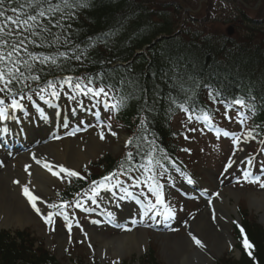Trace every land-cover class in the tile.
<instances>
[{
    "label": "trees",
    "instance_id": "obj_1",
    "mask_svg": "<svg viewBox=\"0 0 264 264\" xmlns=\"http://www.w3.org/2000/svg\"><path fill=\"white\" fill-rule=\"evenodd\" d=\"M136 0H87V7L78 8L75 18L64 20L71 24L70 44L66 49L63 43L59 51H66L79 45L87 48L83 66L74 58L61 59L58 63L63 70L48 65L44 69L49 74L44 80L60 75H85L103 73L104 84L113 87V95L126 97V104L117 110V117L123 127L134 133L133 143H143L142 138L156 140L157 146L173 157V139L175 133L171 128L172 117L180 110L173 107L169 111L168 95L171 93L179 103L189 100V107L212 109L214 103L209 98V90L221 94L217 99L231 101L243 98L254 106L255 132L264 131V41L258 40L254 32L260 33L257 22L248 21L251 37L229 39L205 34L203 31H180L175 38L162 41L150 48L146 54L137 56L129 65L115 66L116 62L129 61L135 50L149 44L160 34H171L174 22L147 9ZM75 2V0H73ZM15 6V5H13ZM65 11H69L65 9ZM11 15V13H8ZM59 13L57 18H59ZM157 20V21H156ZM161 20V23H160ZM177 21V19H176ZM172 23V24H171ZM58 32L59 29H52ZM68 33L61 32V36ZM107 34V35H103ZM186 35L183 38L181 35ZM97 37H101L97 40ZM91 38V41L89 40ZM94 44L88 47L89 44ZM38 53H55L53 48L32 49ZM42 66L36 65L37 70ZM75 68V71L70 69ZM84 75V76H85ZM43 83V81L41 82ZM174 83L176 87H170ZM182 83L188 92H182L178 84ZM147 100L148 109H144ZM142 117H147L146 133L139 127ZM104 174L114 171L118 164L110 158L104 159ZM80 185L76 181L68 188L67 194L76 191ZM67 194H64L66 198ZM249 242L254 246L251 256L241 246V256L236 261L222 260L218 264H264V232L247 230ZM17 244L7 233H0V264H58L46 253L37 254L32 245L18 233ZM237 238L241 234L237 232ZM26 243H30L26 246Z\"/></svg>",
    "mask_w": 264,
    "mask_h": 264
},
{
    "label": "rangeland",
    "instance_id": "obj_2",
    "mask_svg": "<svg viewBox=\"0 0 264 264\" xmlns=\"http://www.w3.org/2000/svg\"><path fill=\"white\" fill-rule=\"evenodd\" d=\"M229 1L230 4L220 0H146L147 7L156 11L168 8L169 17L177 19L176 30L181 29L188 32L200 30L214 36H225L226 30L232 26L233 31L231 38L241 39L244 37H251L252 32L249 30L250 25L245 22L246 18H249L251 20L261 22L258 26L261 32L259 34L254 32V36H256L258 40L264 41V0H250L247 2L242 1V5L240 0ZM235 10L238 12L240 11L244 16L238 15L237 18H235ZM184 36L186 37V35ZM60 99V103L63 104V114H70L72 108L77 104L68 99L66 96H63ZM79 99H81L82 103H87L86 97H80ZM33 102L38 104L41 101L33 95ZM25 103H27V101H25ZM213 108L215 109V114L213 116L212 123L215 127H220L224 131L233 133L241 132V126L236 122V111L228 110L226 116L225 109L221 107V105H214ZM27 109L33 111L35 108L31 103ZM103 111H105L104 114L108 124L113 128H117L119 124L111 117L112 110H105L104 108ZM247 116L250 117L249 114ZM228 117H231L232 119L229 120ZM83 118H85V116L76 119L75 123H79L80 127H83ZM249 123L250 119L246 121V129H250ZM60 124V131L58 132L59 137H53L52 139L47 140V143L52 146L57 145L64 151L66 150V142L73 141L74 139L79 142V144L74 142V145L79 148V151L81 155L84 156L85 160L88 157V147H91L92 145L97 147V149H95L96 151L99 148H103V146L118 147L119 150L115 154L110 155L112 157L121 156L123 153L124 147L121 146L122 141L120 140V137L124 135L128 136V134L123 130L121 132L112 130L117 133V135L113 136L109 134L105 127L94 124L90 125L85 132L68 135L71 131L70 124ZM85 124L86 126L89 125V123ZM171 125L173 130L178 132L176 138L175 158L178 162L182 163L185 169L190 173L191 177L198 180L200 183L208 184L212 189L215 188V182L217 181L220 187L224 189V195L231 192L238 193L240 199L237 201L230 199V204L235 205L239 217L242 220H245L250 227L256 226L264 232V224L259 222L261 210L256 211L254 208L249 206V200L252 196L254 198H259L264 188H260L258 183L246 181L241 175H239L233 183H224L227 176H222V174L225 172V165L228 162V158L231 157V154H240L241 151L234 149L232 144L233 139L225 140L223 136L220 137L216 134H212L211 130L207 129L204 125H201L195 119H193L192 122H188L187 115L183 111L177 113L173 117ZM191 128H195L197 130L194 132L188 131V129ZM201 129L203 131H201ZM101 130L105 132V139L103 140H101L98 135ZM185 135L188 139H185ZM259 141L260 140H251L246 143L242 142L239 145V147H241L240 149L244 148V155L256 156L253 161V173H260L262 172L261 168H264V152L259 151V149L264 147V145L260 146ZM182 149H188L189 151H182ZM32 151L34 150H24L22 154H28ZM39 151H35L36 157H40L41 152ZM101 157L94 159L92 162H88L87 165L86 162H83L81 163V166L79 165L76 169L71 168L72 170L79 172L82 176H85L86 179L89 175L93 177L94 175L100 173L101 169H94L90 165L99 160ZM41 163L43 164L45 162ZM54 164H51L53 166V171H59V165H63L68 168L67 164H60L56 161H54ZM15 166L20 171V167L17 162H15ZM38 167L41 168V166ZM237 168L238 167L234 170H238ZM171 174L174 179L173 183L175 187H180L183 179L178 176L176 169H173ZM214 175H217L218 179ZM61 176H63V174H61ZM220 176H222L221 180H219ZM259 177L261 180H264V173ZM70 183L69 178L62 180L57 177V180L48 185V189L54 194H57L58 192L61 193L65 191L66 186ZM163 183L165 185L168 184L164 187V199L174 210V214L172 216L173 219H170L171 227L167 230L152 231L145 226L144 231H146V248L143 255L137 256V251H131L130 253L125 254L121 260H117L114 256H109L104 264H182L181 261H179V255H175L177 252H175V249H173L171 245L173 241H178V244H180V242H185V240H187L185 244H188V247L191 246V251L189 250L188 252L189 255L192 254L193 250L204 254L202 248L207 247L205 238L203 239L201 235H197L191 225L192 222H195V220L202 213L205 204L196 197L191 200H184L180 194H177V192L173 190L174 188L171 187L167 181H163ZM88 188L89 186L83 190H87ZM200 188H203L202 185H200ZM143 190L147 192L146 188ZM80 193L83 194V191ZM117 194L119 195V193ZM150 195L151 194H149V196ZM15 196L17 197V203L22 206L20 209L21 214L26 213L27 211L35 218V221L23 228H13L9 226L8 229L2 227L0 231L5 228V230L12 234L22 232L25 234L27 239H29L31 244H33V249H36L33 251L37 254L46 252L47 254L52 255L60 264H101L98 258V251L100 249V243H103L105 240H97L92 236L85 237L82 233V231L87 230L91 232L94 228V224L90 221L91 216L78 214L73 208L67 209L69 219L72 222V224L70 223L71 229L69 230L66 222L59 220L60 227L64 232L63 239L59 241L55 236L56 233L52 232L51 229L45 225L44 220L38 218L39 216L33 210L26 197L22 194V191H18V194ZM74 198L77 197L75 196ZM41 199L47 201L48 203L59 202L58 199H53L52 195L47 192L46 195L41 197ZM152 199L154 201V197ZM262 203L264 204V201ZM88 204H91V202ZM39 206L40 205H38V207ZM91 206L97 209L95 205ZM262 208L264 209V207ZM75 219L79 222L78 225H74L75 223L73 222H75ZM1 220L2 217H0V224ZM56 220L57 218L53 217V221L56 222ZM146 224L152 225L150 218L147 219ZM58 228L59 227H56V230ZM120 233L121 230H118V234ZM101 234L106 237L109 236L106 243L110 246L112 243H110L109 240L115 237L117 233L110 231L109 229L103 230L102 228ZM140 234L145 237L142 232ZM164 234H166V238L161 237ZM230 234L231 236L233 235L232 230L230 231ZM192 236L199 239L202 242L203 247L197 246L192 240ZM181 238L182 240H185L181 241ZM181 245L182 246H180L179 249L183 247L182 243ZM185 247L186 246H184V249ZM226 254L228 255L226 256ZM193 258L194 259H192L191 264H197L198 260L195 259V256ZM235 258L234 252L232 249H229L228 251L226 250L220 258L216 259V262L222 259H227L232 262ZM118 261L120 262L118 263ZM216 262L214 264H216Z\"/></svg>",
    "mask_w": 264,
    "mask_h": 264
},
{
    "label": "snow or ice",
    "instance_id": "obj_3",
    "mask_svg": "<svg viewBox=\"0 0 264 264\" xmlns=\"http://www.w3.org/2000/svg\"><path fill=\"white\" fill-rule=\"evenodd\" d=\"M87 6V0H75V2L73 0H0V122L18 121L20 117L17 114L26 112L28 106L33 102V95L49 105H53L54 101L66 96L77 105L82 103L80 97L95 101L94 107L103 102L105 110H118L125 106L126 97L117 98L110 94L113 92V87L110 84L103 83V73L87 76L64 75L44 80V76L49 74L44 71L48 65L63 70V65L58 63L61 59L68 61L74 58L80 63V66H83L87 48H80L79 45L66 51H59V48L61 42L66 49L70 44L71 33L68 32V29L71 28V24L65 25L63 21L74 19V10ZM65 9L69 11L66 12ZM8 13H11V15ZM58 13L60 14L59 18H57ZM54 28L60 31L54 33L52 31ZM61 32L68 34L61 36ZM100 39L101 37H97V40ZM89 40L91 41V38ZM92 46L94 44L90 43L88 45V47ZM53 47L57 51L49 54L32 50ZM37 64L42 66L39 70L36 68ZM70 71L74 72L75 68L70 69ZM42 81L43 83H41ZM176 86L177 84L174 83L170 87ZM178 88L182 92L189 91L182 83L178 84ZM220 96L219 92L214 93L209 90V98L214 103L224 104L226 116L229 109L236 108V122L241 126L240 133L223 131V136L231 137L237 148L242 142L256 140L259 133L255 132V129H246V121L251 117L241 111V109H248L253 111L254 114V106L248 104L241 97L226 102L223 99L218 100L217 98ZM167 99L169 111H172L174 106L178 107L185 112L188 122L195 119L197 122L204 123L209 130H215L218 136L221 134L220 130L216 129L212 123L208 110L198 109L195 106L189 107L191 97H189V100L179 103L177 98L169 93ZM144 109H148L147 100H145ZM41 118H46L43 111H41ZM228 119L231 120L232 118L228 117ZM146 124L147 117H142L139 127L147 133L149 130ZM196 130L195 128L188 129V131L193 132ZM201 131L203 130L201 129ZM108 132L113 136L117 135L110 126ZM74 134L75 132L68 133V135ZM98 135L101 140L105 139L103 130ZM185 139H188L186 135ZM142 140L143 143L134 144L133 138L127 139L125 147L129 150L119 162L118 169L109 172L99 180H92L89 188L83 190V194L76 193L77 198L72 201L60 200L59 202L47 203L46 215H43L41 208L38 207V201L41 204L45 203L40 196L34 195L27 185H21L22 194L37 215H41L45 223L49 225L54 223L53 217L56 216L62 217L67 222L69 220L67 209L69 208L81 209L85 212L95 211L94 208H86L85 203L90 201L92 205L99 207L100 201L106 198L105 195H102L105 193L111 194L113 199L135 200L140 205V213L144 216L151 213L153 216H162L165 219L171 218L174 210L164 199L165 184L163 181H167L169 184L174 182L168 167L169 164L174 166V161L170 159L163 148L157 146L154 138L145 135ZM259 143L264 145V140H260ZM182 151L189 150L182 149ZM259 151L264 152V147H261ZM254 159V156H249L243 161L248 165L243 172L244 179L258 183L260 188H264V180H261L259 176L253 177L250 171ZM37 163H41V161L38 160ZM233 163L234 161L229 158L228 163L225 165V171ZM42 166L49 170L53 176H57L62 180L69 178V183L71 178L86 179L79 172L63 165L58 166L59 171H53V166L48 163H43ZM25 170L27 171V166ZM176 171L179 172L180 170L176 168ZM180 174L184 176L183 173ZM185 179L188 184L193 183L191 178L185 177ZM14 183L20 184L21 182L14 181ZM145 188L147 192L143 190ZM117 193H119L118 196ZM149 194L151 195L149 196ZM59 195L58 192L57 196ZM108 215L111 216L112 213L109 212ZM93 223H99V221H93ZM67 226L70 230L71 224L68 223ZM241 234L243 235V229H241ZM192 240L197 246L203 247L202 242L195 236H192ZM242 244L248 255L251 256L250 250L254 246L246 236H244Z\"/></svg>",
    "mask_w": 264,
    "mask_h": 264
},
{
    "label": "bare ground",
    "instance_id": "obj_4",
    "mask_svg": "<svg viewBox=\"0 0 264 264\" xmlns=\"http://www.w3.org/2000/svg\"><path fill=\"white\" fill-rule=\"evenodd\" d=\"M25 114L27 116L25 122L27 123L32 119V116L27 112ZM45 117L46 118H43L42 120V130L39 133L40 137H46L47 134H51L50 131H52L54 128L53 122L48 123V118L47 116ZM12 141V145L16 144L14 142L21 143V139L10 140V142ZM95 149H97V147L94 145L88 147L89 157L94 156L96 153ZM39 150V152H41L40 158L44 162H47L48 164H54V161H56L60 164H67L69 169H76L79 164L85 160L84 156L81 155L79 148L75 147L74 140L66 142V150L64 151L61 150L59 146H52L49 143L39 147ZM18 163L20 164V167L25 168L27 166L28 170L26 171V174L28 176H25L22 172L20 173L19 170L16 169V167H14V165L11 163L0 170V217H2L0 226L23 228L35 221V218L31 216L29 212L26 211V213L22 214L20 212L22 206L17 203V197L15 195L18 194V191H22L21 185H27L34 195H38L41 198L42 196L46 195V192H49L48 185L57 180V176H53L52 173L43 166L39 168L38 164L32 163L28 156L21 155L20 159L17 161V164ZM14 181H20L21 183L17 184L14 183ZM219 196L223 199L224 205L216 204L217 212H219L218 208H220L223 212H225L226 216L230 215V213L235 214V207H232L229 201L230 199L238 200L240 197L229 193L228 197L225 198L223 192H220ZM263 201L264 193H261L259 198H254L252 196V198L249 200V206L251 208H254L256 211H262V214H260L259 217L262 224H264V209L262 208L264 207V204L262 203ZM38 205L41 206L42 204L38 201ZM44 207L45 206L43 205L41 209ZM217 212H213V214L209 215L207 209H205V211H202L199 217L195 220V222L193 221L194 223L192 222L191 225L192 229L197 233V235H201L203 239L205 238L208 248L205 254L198 253L197 251L193 250L192 254L189 255L188 252L191 249V246L188 247V244H185L187 240H182V238L180 240H185V242H180V244H178V241H173L171 243L173 249H175V252H177L175 255H179V261H181V263L191 264L192 259H194L193 257L195 256V259L198 260L197 264H208L210 258L206 257V255H217L227 249V241L225 239L228 238L229 229L227 226H225L226 224L220 220V216ZM141 232V230H134L131 233L125 234L123 236L113 237L109 240L110 243H112L110 245L111 247L106 243L107 238L100 237L105 241L100 243V249L98 251L99 256H101L103 259H105L107 256L120 258L123 257L124 254H128L131 251H139L140 246L145 243V237L140 234ZM144 235L146 236L145 232ZM57 238L62 240V234L59 233ZM181 243L183 244V247L179 249V247L182 246ZM184 246H186L185 249Z\"/></svg>",
    "mask_w": 264,
    "mask_h": 264
},
{
    "label": "water",
    "instance_id": "obj_5",
    "mask_svg": "<svg viewBox=\"0 0 264 264\" xmlns=\"http://www.w3.org/2000/svg\"><path fill=\"white\" fill-rule=\"evenodd\" d=\"M228 34L230 35L231 34V32H230V29L228 30ZM6 228V227H5ZM4 228V229H5ZM238 254V253H237ZM220 254H217V256H219Z\"/></svg>",
    "mask_w": 264,
    "mask_h": 264
}]
</instances>
